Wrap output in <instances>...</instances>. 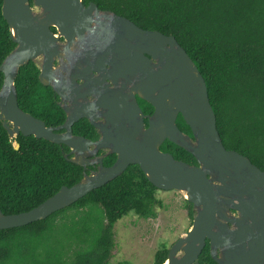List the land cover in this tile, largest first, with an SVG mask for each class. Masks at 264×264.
Segmentation results:
<instances>
[{
	"label": "water",
	"instance_id": "obj_1",
	"mask_svg": "<svg viewBox=\"0 0 264 264\" xmlns=\"http://www.w3.org/2000/svg\"><path fill=\"white\" fill-rule=\"evenodd\" d=\"M1 14L15 43L0 64L2 126L9 138L65 145V159L83 167V175L28 211L0 210V230L43 220L137 165L155 188L184 192L192 205L191 226L168 248L164 264H194L206 241L217 264H264V171L224 147L204 78L174 36L83 0H2ZM29 61L40 84L60 99L66 118L59 126L18 106L14 82ZM136 97L153 107L147 126ZM178 115L191 135L178 128ZM82 117L97 130V141L72 133ZM165 140L196 164L163 152ZM99 150L115 161L104 166ZM90 165L96 169L85 173Z\"/></svg>",
	"mask_w": 264,
	"mask_h": 264
},
{
	"label": "trees",
	"instance_id": "obj_2",
	"mask_svg": "<svg viewBox=\"0 0 264 264\" xmlns=\"http://www.w3.org/2000/svg\"><path fill=\"white\" fill-rule=\"evenodd\" d=\"M90 2L100 10L130 19L142 29L174 36L204 78L224 147L246 156L264 171V0H83L85 5ZM1 6L2 0L0 64L15 47ZM38 73L32 61L19 68L14 82L18 106L46 126L59 125L64 112L51 87L40 84ZM2 81L0 72V87ZM140 101L145 112L152 111L150 104ZM176 123L191 135L181 115ZM72 130L76 135L97 138L86 119L74 123ZM160 149L177 160L196 164L190 153L168 140ZM67 152L65 145L34 136L18 134L9 138L0 121L1 212L28 211L61 186L78 182L83 168L67 161ZM115 158V154L107 155L103 164L110 165ZM157 190L137 165H129L120 176L47 218L0 230V264H110L114 224L129 213L152 217L154 207L160 206L155 198ZM186 203L192 217V205ZM85 208L88 213L79 229L73 225L56 226V216ZM72 235L89 245L66 261L63 251ZM167 251L162 246L154 255V264H164ZM194 264H217L210 256L208 241Z\"/></svg>",
	"mask_w": 264,
	"mask_h": 264
},
{
	"label": "rangeland",
	"instance_id": "obj_3",
	"mask_svg": "<svg viewBox=\"0 0 264 264\" xmlns=\"http://www.w3.org/2000/svg\"><path fill=\"white\" fill-rule=\"evenodd\" d=\"M155 198L160 202V206L154 207L152 217L141 218L129 213L114 224V249L109 259L110 264L124 261L131 264H154L155 253L162 246L168 249L190 228L193 216L188 214L184 192L157 190ZM87 213L86 208L67 210L56 216L55 224L58 227L73 225L79 229L82 226V218H86ZM95 214L100 215L99 212ZM98 218L100 219V216ZM88 245L72 235L64 248L63 259L69 261L75 252L86 249Z\"/></svg>",
	"mask_w": 264,
	"mask_h": 264
},
{
	"label": "flooded vegetation",
	"instance_id": "obj_4",
	"mask_svg": "<svg viewBox=\"0 0 264 264\" xmlns=\"http://www.w3.org/2000/svg\"><path fill=\"white\" fill-rule=\"evenodd\" d=\"M62 40V39H61ZM93 75L94 76H97L98 75V72L97 71H93ZM79 83H81V81L79 80L78 81ZM56 95V94H55ZM57 96V95H56ZM88 99H90V100H94L92 97H90V96H88L87 97ZM142 100V99H141ZM59 101H60V99H59V97L57 96V104L59 103ZM136 101H137V104H138V106H139V108L141 109V111H142V114H143V116H144V123H145V126H147L148 125V120H147V117L146 116H149L152 112H153V107H152V111L151 112H145L144 110H143V108H142V105H141V101H140V98H138V97H136ZM58 106H59V104H58ZM60 107V106H59ZM61 108V107H60ZM62 109V108H61ZM63 110V109H62ZM64 112V111H63ZM64 115H65V113H64ZM65 118H66V115H65ZM65 118H64V120H63V122L65 121ZM80 119H86V118H84V117H82V118H79L77 121H79ZM87 121H88V119H86ZM76 121V122H77ZM62 122V123H63ZM76 122H74V123H76ZM61 123V124H62ZM74 123H73V125H74ZM88 123L90 124V122L88 121ZM61 124H59V125H61ZM59 125H56V126H59ZM73 125H72V127H73ZM91 126H92V128L95 130V132L97 133V130L95 129V127L92 125V124H90ZM54 127V126H53ZM60 131H62V130H60ZM72 133H73V130H72ZM74 134V133H73ZM74 135H76V134H74ZM77 136H81V135H77ZM81 137H83V136H81ZM83 138H86V139H88V140H90V141H92V142H95V141H97L98 139H99V135H98V133H97V138L96 139H91V138H88V137H83ZM92 148V147H91ZM68 152H69V148H68ZM67 152V153H68ZM105 150H99V151H97L96 152V157H102V163H103V159L107 156H105ZM67 153H65V154H67ZM110 155V154H109ZM116 159V158H115ZM115 161V160H114ZM113 161V162H114ZM112 162V163H113ZM104 165V164H103ZM111 165V164H110ZM110 165H104V166H110ZM83 168V167H82ZM96 169V165H90V166H87L86 168H85V173H89V172H91V171H93V170H95ZM86 170H88L87 172H86Z\"/></svg>",
	"mask_w": 264,
	"mask_h": 264
}]
</instances>
